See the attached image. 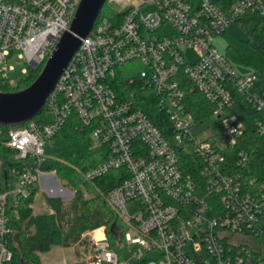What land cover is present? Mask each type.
<instances>
[{
  "label": "built area",
  "instance_id": "2783aa9c",
  "mask_svg": "<svg viewBox=\"0 0 264 264\" xmlns=\"http://www.w3.org/2000/svg\"><path fill=\"white\" fill-rule=\"evenodd\" d=\"M80 2L0 0V91L19 82L11 77V50H18L27 75L32 63L42 64L56 48ZM106 3L121 13L99 14L82 39L46 101L54 124L35 118L7 129L3 143L16 151L18 164L6 189L0 177V264H15L9 235L20 202L43 176L58 178L42 169L45 147L72 115L96 145L107 147V159L87 177L114 169L128 174L108 195L125 229L115 244L104 226L102 238L91 231L83 264H264L254 236L264 216V188L234 170L248 161L247 151L228 158L246 130L264 136V82L253 72L238 73L214 40L247 16H264V0ZM126 80L136 86L128 88ZM195 91L205 104H195ZM141 92L155 98L169 128L156 125L141 107ZM238 100L260 116L254 129L234 112ZM210 115L224 144L215 134L202 136Z\"/></svg>",
  "mask_w": 264,
  "mask_h": 264
},
{
  "label": "trees",
  "instance_id": "16d2710c",
  "mask_svg": "<svg viewBox=\"0 0 264 264\" xmlns=\"http://www.w3.org/2000/svg\"><path fill=\"white\" fill-rule=\"evenodd\" d=\"M120 13L106 3L99 18L113 17ZM238 25L246 33L247 40L242 41L230 36L226 55L235 65L251 68L264 82V16H247L239 21ZM43 63L38 68L29 66L28 74L17 85H7L2 90L17 91L25 88L37 77ZM126 81L128 88L136 86L135 83ZM141 95V107L149 113L152 121L161 128H169L168 116L159 109L155 98L143 95V92ZM193 97L197 101L195 104H205V100L197 91L193 93ZM45 110H48L47 107ZM203 115H209V110ZM6 133L7 129L0 125L1 189L8 187L12 168L18 164L14 161L16 151L3 143ZM240 150L247 151L249 158L243 166L236 165L234 170L242 173L247 181L254 180V185L264 188V136L254 130H246L239 138L238 144L229 148L228 158L235 161ZM107 157V147L96 145L90 130L84 127L75 115L50 138L45 147L42 169L55 171L58 179L64 181L74 192V197L71 202L65 203L60 197L45 195L52 211L41 214H35L33 208L40 187L20 202L19 215H13L9 235V247L13 251L15 264H43L42 253L55 246L75 245L81 241L85 232L102 226L105 227L111 243H116L125 226L119 213L110 203L108 195L128 174L124 169H114L94 179L87 177V173ZM254 236L256 247L264 253V216Z\"/></svg>",
  "mask_w": 264,
  "mask_h": 264
},
{
  "label": "water",
  "instance_id": "95a60500",
  "mask_svg": "<svg viewBox=\"0 0 264 264\" xmlns=\"http://www.w3.org/2000/svg\"><path fill=\"white\" fill-rule=\"evenodd\" d=\"M107 0H81L70 28L43 63L37 77L23 89L0 91V125L9 129L35 119L45 109L69 62L87 37ZM38 67V63H32Z\"/></svg>",
  "mask_w": 264,
  "mask_h": 264
},
{
  "label": "rangeland",
  "instance_id": "374dc122",
  "mask_svg": "<svg viewBox=\"0 0 264 264\" xmlns=\"http://www.w3.org/2000/svg\"><path fill=\"white\" fill-rule=\"evenodd\" d=\"M166 32L171 31L170 26L165 27ZM233 36L239 40L246 41L247 35L244 32V30L238 25V24H232L228 28L227 34L219 35L215 37V46L219 49L220 52L224 53L226 52L227 45L229 42V37ZM17 49H12L11 54L8 57V63L15 66L16 70L11 73V77L15 78L16 80L20 81L22 79L21 70L24 65H26L21 59L17 56ZM192 58H194V55H191ZM41 65V64H40ZM39 65V66H40ZM32 66V65H31ZM38 66V67H39ZM236 70L240 74H247L251 73V68L243 65H235ZM34 67V66H32ZM35 67V68H38ZM42 67V66H41ZM23 77H26L23 76ZM233 110L238 116V119L242 121L247 127L250 129H254L257 125V121L260 119L259 115L251 113L248 108L241 103L239 100L234 103ZM38 121H43L46 124H54L55 122V114L54 112L50 110H45L42 115L37 116ZM208 124L211 125L210 128L204 130L205 133L202 134V136H209L215 134L216 139L220 144L225 143V139L223 135H221V129L220 128H214L212 127L216 122L217 119L210 115L207 120ZM215 126V125H214ZM42 187V186H41ZM63 191H60L63 189ZM54 197H60L65 203L71 202V200L74 197V192L69 189L64 181H61L57 178V180L54 178ZM50 192H43V187L40 191V193L37 195L35 199V210L40 211L41 209L42 213H47L48 207L44 202L45 195H50ZM52 195V194H51ZM89 195V194H86ZM44 196V197H43ZM41 214V213H40ZM91 231H87L83 234L82 239L80 242L76 243L75 245H72L70 247L68 246H55L51 250L44 252L41 254L42 262L43 264H76L83 262L87 256L89 255V247H90V236L89 233Z\"/></svg>",
  "mask_w": 264,
  "mask_h": 264
},
{
  "label": "crops",
  "instance_id": "0c3cea01",
  "mask_svg": "<svg viewBox=\"0 0 264 264\" xmlns=\"http://www.w3.org/2000/svg\"><path fill=\"white\" fill-rule=\"evenodd\" d=\"M41 186L43 187V192H44V193H45V192H50L52 195L50 194L49 196L54 197V175L43 176V177H42V180H41V182H40V191H41V189H42ZM39 193H40V192H39ZM39 193H38V194H39ZM36 197H37V196H36ZM43 197H44V196H43ZM35 199H36V198H35ZM44 202H45V204H46L47 207H48V210H46V211H48V212L52 211L51 208H50V206L47 204L46 198H44ZM34 205H35V202H34ZM34 205H33V208H34L35 214H40V213H42L41 209H39L40 211H36ZM41 258H42V257H41Z\"/></svg>",
  "mask_w": 264,
  "mask_h": 264
},
{
  "label": "bare ground",
  "instance_id": "6f19581e",
  "mask_svg": "<svg viewBox=\"0 0 264 264\" xmlns=\"http://www.w3.org/2000/svg\"><path fill=\"white\" fill-rule=\"evenodd\" d=\"M93 233L98 238H102L103 237L102 228H97L96 230L93 231Z\"/></svg>",
  "mask_w": 264,
  "mask_h": 264
}]
</instances>
